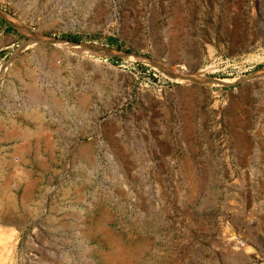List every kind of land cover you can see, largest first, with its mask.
<instances>
[{
    "label": "rangeland",
    "instance_id": "rangeland-1",
    "mask_svg": "<svg viewBox=\"0 0 264 264\" xmlns=\"http://www.w3.org/2000/svg\"><path fill=\"white\" fill-rule=\"evenodd\" d=\"M8 61L0 264H264V0H0Z\"/></svg>",
    "mask_w": 264,
    "mask_h": 264
},
{
    "label": "bare ground",
    "instance_id": "bare-ground-1",
    "mask_svg": "<svg viewBox=\"0 0 264 264\" xmlns=\"http://www.w3.org/2000/svg\"><path fill=\"white\" fill-rule=\"evenodd\" d=\"M41 44H51V45H53L55 47H58V48L64 50L67 53H89L91 51L98 50L96 48H91V47L87 46L86 44L68 43L67 41L55 40V39H52V38L44 37L42 35L35 36L33 38L32 45L37 46V45H41ZM123 57L129 58V59H137V60H140V61L150 62L146 57H143V56H130V55H126L125 54V55H123ZM9 64H10V62L8 61V62L4 63L0 67V75L5 73V71L8 70ZM262 71H264V69H262ZM165 72L168 73V75L171 76L175 81H178L179 83H183L184 85L185 84H187V85H195L196 84V85H202V86H208V87L209 86L210 87H217V86L219 87V86H222V85H225V84H229V83H232V82L235 81V80H229V79H222V80L221 79H210V78H206V77L198 78V77H196L194 74H192L190 72H187V73L184 72V71L182 72L181 70H177L176 68H172L171 69V68H166L165 67ZM8 222H10V221H8V219L0 218V224L1 223L5 224V223H8ZM12 234H13V231L8 230V228L7 229L6 228H0V241L1 240L7 241V239L11 240ZM1 243L2 242H0V245H2ZM9 245H10V243H9ZM9 245L7 246V248L9 247ZM232 247L238 248L237 250H239V252L233 253V257L231 256L232 258L229 260L230 262H228V263H230V264H245L248 261L249 258L247 257V254L245 255L243 253L244 251L242 252V250L245 247L244 242L241 241L239 238H237L236 240L233 241V243L231 242V243H227L224 246H221V250H226L228 253L229 252L232 253L231 252V250L233 249ZM5 250H7V249H5ZM8 250L11 251L10 249H8ZM118 251H120V250H118ZM6 253H9V252L7 251ZM111 253H114V252H111ZM120 254H122V253H120ZM2 256H4V255H2ZM113 256H112V258H113ZM120 258H123V257H120ZM113 260L114 261L112 263H115L116 262L115 259H113ZM2 261H1V263H2ZM120 262H122V261H120Z\"/></svg>",
    "mask_w": 264,
    "mask_h": 264
},
{
    "label": "built area",
    "instance_id": "built-area-1",
    "mask_svg": "<svg viewBox=\"0 0 264 264\" xmlns=\"http://www.w3.org/2000/svg\"><path fill=\"white\" fill-rule=\"evenodd\" d=\"M236 62L233 58H227L225 61L222 62H215V61H208L205 65L201 67L198 71L194 74L197 76L205 77L209 75H220V74H227L226 72L229 69H232L235 66ZM185 70V68L181 69ZM123 72L129 75L135 76L136 68L135 67H124ZM176 84L175 81L165 77V92H168L172 89V87Z\"/></svg>",
    "mask_w": 264,
    "mask_h": 264
}]
</instances>
